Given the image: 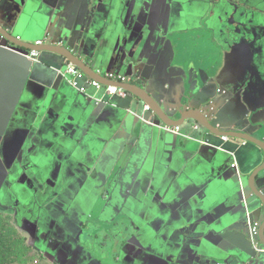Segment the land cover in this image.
Returning a JSON list of instances; mask_svg holds the SVG:
<instances>
[{
  "label": "crops",
  "instance_id": "crops-1",
  "mask_svg": "<svg viewBox=\"0 0 264 264\" xmlns=\"http://www.w3.org/2000/svg\"><path fill=\"white\" fill-rule=\"evenodd\" d=\"M0 25L264 141V0H0ZM1 43L0 213L31 247L58 264H264L248 237L261 148L195 122L175 134L121 86L97 103L105 88L71 87L64 56Z\"/></svg>",
  "mask_w": 264,
  "mask_h": 264
},
{
  "label": "water",
  "instance_id": "water-1",
  "mask_svg": "<svg viewBox=\"0 0 264 264\" xmlns=\"http://www.w3.org/2000/svg\"><path fill=\"white\" fill-rule=\"evenodd\" d=\"M0 30L6 34L8 38L12 37L15 38L8 30L4 29L0 26ZM58 45V46H57ZM31 47L41 49V50H50L52 52H56L62 56H64L69 63L74 64L79 69H81L84 73H86L88 76H91L92 78H95L97 81L104 85H116L121 86L125 88L129 93L135 95L136 97L142 99L151 109L152 112H154V115L157 116V118L166 126L169 127H181L187 122H195L196 124H199L201 127L207 129L209 132H212L214 134H219L221 137L223 136H230V137H236L237 139H243L248 141L249 143H252L259 148H261L264 151V141L260 140L246 132H240V131H220L213 124L211 121L204 115L201 109H186L179 114L175 112V114L170 115L168 114L157 101H155L149 94H146L144 91H142L137 85L125 83L120 84L115 81H110L106 79L104 76L96 72L94 69H92L90 66L85 64V62L80 58V56L77 54L76 51L73 50V48L69 45V47H62L60 46V43H57L56 45H35L31 43ZM264 167V166H263ZM260 168L250 179V186L253 189V192L258 196L259 202L262 206H264V195L256 188L255 186V180L257 175L260 171H262L264 168ZM249 241L251 244V248L255 254L256 257H264V221L260 226V233L257 236H253L249 233L248 235ZM67 252V251H65Z\"/></svg>",
  "mask_w": 264,
  "mask_h": 264
},
{
  "label": "trees",
  "instance_id": "trees-1",
  "mask_svg": "<svg viewBox=\"0 0 264 264\" xmlns=\"http://www.w3.org/2000/svg\"><path fill=\"white\" fill-rule=\"evenodd\" d=\"M0 218L7 222L3 227H8L12 232L15 233L16 238L14 242H11V239H8L6 236L5 230L0 228V264H29L27 258V240L25 237L21 236L14 224L10 222L7 216L3 213H0ZM4 238V239H3ZM25 246V251H20L21 246ZM31 247V246H30ZM32 248V247H31Z\"/></svg>",
  "mask_w": 264,
  "mask_h": 264
},
{
  "label": "clouds",
  "instance_id": "clouds-1",
  "mask_svg": "<svg viewBox=\"0 0 264 264\" xmlns=\"http://www.w3.org/2000/svg\"><path fill=\"white\" fill-rule=\"evenodd\" d=\"M1 26V25H0ZM2 27V26H1ZM4 28V27H3ZM5 29V28H4ZM7 30V29H6ZM10 32V31H9ZM11 33V32H10ZM15 38H12V37H10V38H8L7 36H6V34L5 33H3L1 30H0V47L1 48H3V49H7V50H10V51H12L11 49H10V47L8 48L5 44H2L1 43V41L2 40H5V41H11L12 43H14V44H17V45H19L20 46V48L21 49H23V50H25L26 52H27V54H25V56L28 58V57H35L37 54H38V52L41 50V49H37V48H33V47H31V43L32 44H35V45H47V44H44V42L42 41V39H38V40H35V41H32V42H30V41H26V40H24V39H22L21 37H20V35H16V34H13V33H11ZM8 46H10V45H8ZM47 46H49V45H47ZM42 51V50H41ZM68 65H73V66H75L74 64H72V63H69V64H67L66 66H64V67H62V68H59V69H56L57 70V72L58 73H62V74H64V72H65V69H66V67L68 66ZM76 68H78L77 66H75ZM79 69V68H78ZM82 73H84L81 69H79ZM109 74V73H108ZM114 74V73H113ZM84 75L87 77V78H89V79H92V80H94V81H96V82H98L101 86H102V88H105V91H106V89L108 88V87H116L117 89H121L122 91H123V87L121 88L120 86H116V85H111V84H108V85H104V84H102V83H100L99 81H97L95 78H92L91 76H88L86 73H84ZM64 76H66V75H64ZM116 76H120V77H123V76H121V75H116ZM106 79H108V80H110V81H115V82H118V83H120V84H123V83H126V82H121V81H118V79L117 80H112V79H109L108 77H106V76H104ZM126 78H128V77H126ZM130 79V78H129ZM67 80V79H66ZM129 81H131V79L129 80ZM129 81H127V82H129ZM91 86V85H90ZM72 87V86H71ZM93 87V86H92ZM98 89V88H97ZM107 92V91H106ZM118 93H121V92H118ZM106 95H112V94H100V98L98 97V94L97 95H95V96H92L91 97V99L93 100V101H96L97 103H99V102H103V99H101L102 97H104V96H106ZM147 109H148V107H147ZM169 129H171V130H173L174 128H180V127H169V126H167Z\"/></svg>",
  "mask_w": 264,
  "mask_h": 264
},
{
  "label": "built area",
  "instance_id": "built-area-1",
  "mask_svg": "<svg viewBox=\"0 0 264 264\" xmlns=\"http://www.w3.org/2000/svg\"><path fill=\"white\" fill-rule=\"evenodd\" d=\"M64 74L66 75L65 77H67L68 79V83L73 88H78L81 82H83L86 86L91 85L98 89L102 88V86L98 82L87 78L84 75V73H82L78 68H76L73 65H68L65 69ZM107 77L112 80L118 79V81H121V82H127L130 80L129 78L116 76L115 74H112V73L107 74ZM106 91L108 94H112V95L117 94L118 92H121V93L123 92L121 89H117L116 87H108ZM178 130L179 128H174L172 131L176 134ZM259 231H260V224L258 222L250 223L249 233L251 235L257 236L259 234Z\"/></svg>",
  "mask_w": 264,
  "mask_h": 264
},
{
  "label": "rangeland",
  "instance_id": "rangeland-1",
  "mask_svg": "<svg viewBox=\"0 0 264 264\" xmlns=\"http://www.w3.org/2000/svg\"><path fill=\"white\" fill-rule=\"evenodd\" d=\"M112 73V72H110ZM113 74V73H112ZM67 81V80H66ZM68 83V81H67ZM88 222H90V224H92V226L87 227V230H93V225H97L95 221L88 220ZM93 222V223H92ZM5 224H7V222H4L1 218H0V228H2ZM2 230L7 231L6 232V237L8 239H11V242H14L16 238L15 233L12 232L8 227H3ZM4 239V238H3ZM27 245L29 246V244L27 243ZM20 251H25V246H21ZM27 255H28V262L29 264H58V262L55 260L56 255L54 254H50V252L48 250H44L41 249L39 247H30L27 248Z\"/></svg>",
  "mask_w": 264,
  "mask_h": 264
}]
</instances>
